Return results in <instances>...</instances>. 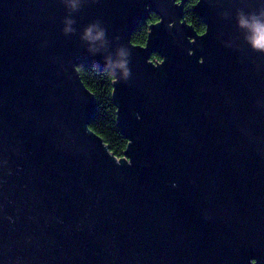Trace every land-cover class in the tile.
Wrapping results in <instances>:
<instances>
[{
    "label": "water",
    "instance_id": "water-1",
    "mask_svg": "<svg viewBox=\"0 0 264 264\" xmlns=\"http://www.w3.org/2000/svg\"><path fill=\"white\" fill-rule=\"evenodd\" d=\"M186 1L0 0V264H264V52L237 26L264 0H197L203 33ZM96 21L130 52L121 158L77 69H107Z\"/></svg>",
    "mask_w": 264,
    "mask_h": 264
},
{
    "label": "trees",
    "instance_id": "trees-1",
    "mask_svg": "<svg viewBox=\"0 0 264 264\" xmlns=\"http://www.w3.org/2000/svg\"><path fill=\"white\" fill-rule=\"evenodd\" d=\"M197 0H187L184 6V19L197 33H203L205 24L192 10ZM158 15L154 12L145 20H141L131 34V42L135 45L146 43L149 25L158 21ZM152 61H160L161 57L153 53ZM79 75L85 86L93 93L96 100V110L90 120L89 128L97 133L110 152L117 158L124 156L128 141L120 132L117 125V107L113 101L114 78L107 69H98L96 66H78Z\"/></svg>",
    "mask_w": 264,
    "mask_h": 264
},
{
    "label": "clouds",
    "instance_id": "clouds-1",
    "mask_svg": "<svg viewBox=\"0 0 264 264\" xmlns=\"http://www.w3.org/2000/svg\"><path fill=\"white\" fill-rule=\"evenodd\" d=\"M68 6L73 11H77L80 7V0H69ZM65 23L68 26L64 28V32L70 33L75 31L71 27V25L75 24V20L68 18L65 20ZM237 26L244 30V40L252 50L264 52V12L249 14L247 16L240 13L237 19ZM81 39L93 46L90 48V51H97L98 49L94 46L99 42L107 53L104 60L109 74L114 79L118 73L121 79H128L130 75V69L128 67L130 63V52L123 45L118 46L114 53L108 52L105 29L100 27L99 21L87 25L83 30ZM115 39L119 40V37H115Z\"/></svg>",
    "mask_w": 264,
    "mask_h": 264
}]
</instances>
